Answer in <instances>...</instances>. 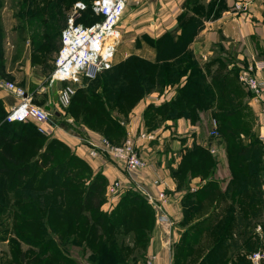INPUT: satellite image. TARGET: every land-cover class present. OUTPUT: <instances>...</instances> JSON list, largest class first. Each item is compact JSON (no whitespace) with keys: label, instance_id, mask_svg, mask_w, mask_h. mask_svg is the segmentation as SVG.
Masks as SVG:
<instances>
[{"label":"crops","instance_id":"0c3cea01","mask_svg":"<svg viewBox=\"0 0 264 264\" xmlns=\"http://www.w3.org/2000/svg\"><path fill=\"white\" fill-rule=\"evenodd\" d=\"M235 1L225 0V7L217 15L214 12L212 14L198 13L204 26L191 43V50L205 70L210 63V69H216L218 62L215 60L218 58H227L224 60L229 62V69L234 64L248 66L257 61L264 62V0H257L244 13L233 10ZM195 2L200 3L197 0H132L126 8L119 30L120 40L136 42V50H130L124 57L137 54L154 60L158 42L167 33H181L179 19L187 13L195 14L193 12L196 9ZM203 2L208 8L213 6L217 11L215 0H204ZM2 25L3 29L5 28L4 31L9 32L8 28L4 26L3 20ZM8 35L9 33L7 37ZM59 43L58 50L61 46V34ZM143 51L147 55H143ZM8 57L9 55L7 56L5 52V62ZM234 58H236L235 63ZM40 60L41 62L33 65L25 63L21 66L25 73L30 74L31 72V75H36L35 77L23 76L20 71L4 66L0 69V79L15 81L32 93L35 103L43 105L45 108L49 107L51 112H63L58 102V96L52 98L51 95L58 84L54 87L48 85L55 59L54 61L51 59ZM259 73L264 76V69H260ZM186 80L187 77L184 76L179 83L165 88L162 93L146 95L135 104L128 114V121L124 124L126 134L136 135L137 139L142 131L152 134L151 138L137 140L141 155L147 163V167L141 175L131 177L121 164L115 162L108 155L94 156L91 153L92 147L88 140L94 139L99 142L104 138L102 135L89 132L88 138L82 139L80 136L66 131L59 124L51 129L49 133L63 140L70 147L72 154L87 162L94 175L102 173L107 178V186L114 180L121 179L123 184L128 186L127 188L142 186L144 189L154 192L155 195L164 189L169 198L167 203H161V210H157L147 201L153 215L155 210L156 213L150 228L147 229L148 231L146 230L147 234L141 240L138 239L137 234L143 233V229L140 228L141 226L134 227L136 219L126 218L124 221H118L116 217H120L122 212L113 211V209L120 207L119 204L127 197L135 201L140 198L148 200L144 194L138 195L140 198L135 199L136 196L123 195L124 190H120L119 194L116 193L109 199L106 197V202L102 204L100 212L94 216L104 213L107 219L114 220L113 224L110 221H106V223L104 221L103 224L93 221L94 213L91 210L65 211L64 216L58 217L57 215L55 224L52 225L47 221L43 227V232L55 243L56 253L53 258H50L51 251L45 249L44 255L48 254L47 258L49 259L43 260L40 264H174L175 243L180 237V232L177 234L176 227L172 226L171 207L174 202L180 201L185 195L184 190L179 189V180L175 173L188 150L193 149L195 145L204 147L207 142L201 136L202 122L196 124L186 117H178L177 119H165L158 126L148 130L145 118L149 104L160 105L174 99ZM38 98H48V100L38 102ZM0 100L3 101L6 111L16 103V97L1 87ZM247 101L256 119V128L253 133L257 136L260 105L251 98H248ZM200 116L204 122L203 119L209 114L207 115V111H203ZM211 131L209 132L210 136ZM209 147L211 149L210 145ZM216 150L214 148L213 153L217 152ZM201 179V176H189L184 182V186L193 187ZM156 180H159L158 184H156ZM199 189L200 187H197V190ZM75 217H86L87 224L81 225L79 220L74 219ZM13 237L21 240L16 236ZM2 244V250L8 251L10 257V239ZM29 247V244L21 240V258L24 256L22 253ZM8 264H10L9 261ZM262 264H264V260Z\"/></svg>","mask_w":264,"mask_h":264},{"label":"rangeland","instance_id":"374dc122","mask_svg":"<svg viewBox=\"0 0 264 264\" xmlns=\"http://www.w3.org/2000/svg\"><path fill=\"white\" fill-rule=\"evenodd\" d=\"M77 1H83L87 5H92L96 0H0L2 5L0 8L1 18L4 26L9 30V32L6 30L4 31V39L0 43L1 47H3L2 50L5 51L9 57L6 62L5 59L1 62L0 69L5 66L6 68L20 71L23 76L35 77L36 75H31V72L30 74L25 73L21 66L25 63L30 65L39 63L41 62L40 59L46 61L51 59L54 61L60 45L59 40L61 31L66 24L67 16L71 11V7ZM197 1L200 2H195V8L198 13L212 14L214 12V14L217 15L220 14L225 7V0H215V5L218 7L217 11L214 10L213 6L208 8L207 5H205V2H203L204 0ZM41 5L45 10L48 9L47 16H39V14H37ZM83 18L84 19H81L80 22L84 24L90 23L95 19V17L89 15V13H84ZM8 33L9 35L7 37ZM130 50H136V42H127L123 39L120 40L113 65L108 71L101 74L96 79L79 78L74 82L75 93L77 94L74 96L72 105H69L63 112L57 113L58 117L55 118L54 116L55 122H57L60 127L68 132H72L76 136H80L82 139H87L89 132H95L107 138L114 144H120L124 141L127 136L124 124L128 121V112L130 110L129 105L133 102H129L125 106L114 109L113 103H110L109 107L106 100L100 97H103L104 95L101 88L103 82L109 79L115 67L125 59V54L130 52ZM142 53L143 55H147L144 51ZM235 61L236 58H234V63ZM240 67L241 66H237L236 64L230 66V69H233L236 73L237 81L239 80L238 74ZM240 86L244 92L242 96L243 103H246L247 106L245 109L242 108L239 111L235 119H241L243 114L249 109L248 112L253 120V133L256 128V119L253 112L250 110L247 101L248 98H250V94L244 89L241 83ZM61 88L62 85L58 84L57 87L53 89L54 91L51 93L52 98L56 95L58 96V92ZM156 90L157 91L152 93H160L159 90L161 91V88L157 87ZM98 98L99 101L97 100ZM47 100L48 98L37 99L38 102H44ZM206 111L209 116H206L203 119L205 121L203 122L201 120L202 116H200V119L195 123L200 124V122H202L201 136L207 142L203 148L209 151L211 160L207 159L202 167L196 170L202 179L196 185H193V187L187 185L184 186V177L183 175L180 176L181 179L178 183L180 182L181 185H179V189L184 190L185 195L180 201L174 202V205L171 207L173 213V216H171V221L173 222L172 226L176 227L177 234L180 232V237L176 241L177 243H175V248L177 245L181 247L183 243H189L188 236L191 235L192 237L193 233L190 232L189 235H187V231L190 230L194 224H197L198 220L204 218L215 210L214 206L216 205V210L220 213V216L217 218V221L220 223L219 225H216V227H218L217 229L221 233L224 229L223 233L226 232V234H223L222 239H225L229 245H227L226 248L225 246L218 247V249L214 250L213 256L215 257L216 253H225V257L227 258L226 262L224 261L225 264H250L252 263L250 255L264 246V194L258 196L256 192L258 197L257 203L251 208V213L249 214L248 212L246 215H243L240 208L242 203H235V199L239 195L238 192L232 191L229 198H220L224 193L228 192L230 182L233 178L230 165L233 161V152L231 153V156L227 153L225 141L220 131H218L217 136H210L209 132L213 127L212 119H217L210 115V110H205V112ZM53 113L54 112H52V114ZM259 120L260 119H258L257 122H259ZM161 122H163V120L158 123L161 124ZM158 123L157 121L155 123L153 121L151 126ZM19 124L20 123L14 125ZM14 125H10V128H8L11 133L21 132V129L19 127H14ZM217 125V129H219L218 120ZM151 129L153 128L151 127ZM148 130L150 129L148 128ZM51 141L53 142L51 143ZM55 145H59L60 149H54ZM209 145L211 146V149H217V152L213 153V149L211 150ZM262 145L264 146L263 142ZM5 147L6 148L0 144V264H8V261L10 264H40L43 260L49 259L47 258L48 254L44 255V250L47 247L50 248L51 251L50 258L54 257L56 253V247L54 246L55 243H53L43 231L39 232V230L36 228L33 229V227L30 226H26L30 229H25L24 224L17 223L18 220L22 219L21 215L23 210L17 207L19 202L15 200L17 198L16 191H19L22 185L27 181L31 180L33 183L35 180L37 183L39 179H44V183L47 185L54 184L53 189L49 190V188H47L45 191H42L45 193H52V195H49L50 198H53L57 193L65 194L64 197H67L68 199L83 195L81 190L73 189V191H70V188H65V186L62 187L61 182L66 179V176L64 175V171L60 169L61 166H59V163L61 158L65 159L72 156L71 149L63 140L52 136L50 133L46 134L44 138L30 139L24 145L18 144L12 147L5 145ZM262 150V156L264 157V149ZM47 153H54L56 159L51 161L49 156H47ZM13 156L21 158L22 163L19 164L18 162H15L12 158ZM263 160L264 158H262V162ZM43 165L45 166L43 167ZM79 166L82 167L81 165ZM259 168V185H263L264 165H261ZM81 169L83 171V177L88 178L90 176L91 179L93 178V173L91 174L84 167ZM211 181H216L217 184L209 195L201 201H198L199 194L197 192V187H200L201 189L203 185ZM70 186L72 185L70 184ZM127 190L129 192H134L136 195H138L137 193L145 195L146 191L142 186H131L130 188L124 189L123 195H128ZM255 191H258L257 188H255ZM190 193H193L194 196H187ZM129 199V202H121L119 204L121 205L119 209L126 210L128 213H125V215L129 216V218L133 220H135L134 217L137 218L134 227L141 226L140 228L143 229V233L137 234L138 239L141 240L143 236L147 234V229L150 228L151 223L154 221L156 210L154 211L153 217L152 209L147 205H144L143 208H141L142 200L133 202L131 201V198ZM251 199H253V196L244 195L241 202L246 203ZM149 203L153 205V207L156 205L151 202ZM49 204L50 203H48V205ZM70 204L71 203L62 202V207L68 209ZM53 205L59 204L53 203ZM81 205L82 202L79 201L73 205L75 206L73 209H80ZM188 211L189 213L186 215ZM232 215H234L233 218ZM259 226H263L260 231L258 230ZM22 229H24V231H22ZM16 233L19 235L27 233L28 235L39 239L34 243L24 241L26 244H29L30 247L24 252L22 258L20 257L22 251L20 248L21 240H16V243L12 242L10 244V257L8 251L4 249V251L2 250V243L13 238V236L17 235ZM249 237H252V242H250V245L247 247L245 241L246 239H249ZM217 240L218 237L205 234L204 237L197 242V251H195L191 257L188 256L185 258V263L199 264L201 259L210 252L211 247L215 245ZM224 245H226V243H224ZM176 259L175 261H177ZM209 262L210 261H208V263Z\"/></svg>","mask_w":264,"mask_h":264},{"label":"trees","instance_id":"16d2710c","mask_svg":"<svg viewBox=\"0 0 264 264\" xmlns=\"http://www.w3.org/2000/svg\"><path fill=\"white\" fill-rule=\"evenodd\" d=\"M1 7L2 5L0 3V8ZM193 12L195 13L194 15L187 13L182 15L179 19L180 34L175 32L167 33L158 42V46H156V57L154 60L137 54H132L119 63L111 73L109 79L103 82L101 88L104 95L100 98H104L109 107L110 103H113L114 109H118L127 105L129 102H133L129 105L130 112L138 101L146 95L157 91V87H160L161 91H164L165 88L179 83L181 79L186 76L187 80L185 84L179 88L178 94L174 99L163 102L160 105H148L147 117L145 118L146 126L151 129V127L154 128L158 126L161 120L177 119L178 117H186L192 123H195L200 119L201 112L210 110L211 115L219 122L218 131H220L223 136L227 153L231 156V153L233 152V161L230 163L233 178L230 182L228 192L224 193L220 198H229L232 191L238 192L239 195L236 197L235 203H242L239 205L243 215H246L248 212L250 214L251 208L257 203V195L260 196L261 194H264L263 185H259L258 180L260 179L259 167L263 165L262 149H264V146L258 135L256 136L252 133L253 120L248 112L249 109L243 114V116L241 115V119H235L239 111L242 108L245 109L247 104L243 103L242 96L244 92L237 81L236 73L233 69H229V62L218 58L215 60L218 62L216 69H210V63L205 70L200 65V61L194 56L193 51L191 50V43L203 28L204 22L202 18L198 16V11L196 9H194ZM47 13L48 9L45 10L42 5L39 12H37L39 16H44ZM85 13L94 16L95 19L93 21L99 18L96 15H92L91 10H88ZM3 39L4 29L0 14V43ZM2 48L3 47L0 45V64L4 60L5 54V51H3ZM108 70L109 69L103 71L96 78ZM161 91L159 90L160 93H162ZM76 94L77 93L73 95L70 105H72ZM97 100L99 101V98ZM57 113V111L53 113V119L54 116L55 118L58 117ZM6 114L7 111L4 103L0 100V144L1 146H4V148H6L5 145H9V147L18 144L24 145L30 139L45 137L46 134L38 131L33 123H7L5 121ZM153 121L154 123L156 121L159 123L151 126ZM17 123L20 124L14 125ZM10 125L19 127L21 132L11 133L8 129L10 128ZM52 142L53 141H51V143ZM54 149H60V146L55 145ZM7 154L10 155L9 153ZM47 156H49L51 161L56 159L54 153H47ZM12 158L15 162H18L19 164L22 163L21 158L14 156ZM207 159L211 160L209 151L202 146L195 145L193 149L187 151V154L183 158V162L175 173L176 178L180 180V176L183 175V181L185 182L189 176H199V173L196 170L201 168ZM79 165L84 167L91 174L93 173L87 162L79 158L77 155L72 154L70 158H61L59 166H61L60 169L64 171V175L66 176V179L61 183L62 187L65 186V188H70V191H73V189L81 190L83 195L68 199L67 197H64L65 194L57 193L53 198H50L49 195H52V193H45L42 191H45L47 188H49V190L53 189V183L47 185L44 183V179H39L37 183L35 180L33 183L31 180L27 181L20 188V192L16 191L17 198L15 200L19 202L17 207L23 210L21 215L22 219L18 220L17 223L24 224L25 229H30L26 227L30 226L33 227V229L36 228L39 232H42L47 221L52 225L55 224L57 215L58 217H61L65 215V211L81 210L93 211L94 214L92 220L95 222L98 221L100 224H103L104 221L105 223L106 221H110V223H112L114 220L112 218L107 219L104 213L99 214V216H94L96 213L100 212L101 206L105 202L107 178L102 173H97L96 175L93 174L92 179L90 176L88 178L83 177L82 167ZM44 166L45 165H43V167ZM70 184L72 186H70ZM216 184V181H211L203 185L202 188L197 191L200 199L197 200L201 201L209 195ZM179 185H181L180 182ZM255 188H257L258 191H255ZM127 193V196H136L135 199L140 198L138 196L140 195L139 193H137L138 195L129 191ZM244 195H251L253 196V199L243 203L241 202V199ZM187 196L193 197L194 194L190 193ZM129 198L130 197H127L123 202H129ZM139 200H142L141 208H143L144 205L150 207L147 200L143 198H140ZM79 201L82 202L80 209L74 210L73 208H75V206L73 205ZM131 201L135 202V200L132 199ZM62 202L71 204L68 209H65L62 207ZM48 203L50 204L48 205ZM53 203H58L59 205H53ZM214 208L215 210L204 218L198 220L197 224H194L190 230L187 231V235H189L190 232L193 233L192 237L191 235L188 236L189 243H183L181 247H179V245L176 246L175 259L177 255V261H175L174 264H186L185 258L188 256L191 257L192 254L197 251V242L199 239H202L205 234L218 237V240L215 245L211 247L210 252L201 259L199 264H225L227 259L225 253H216V256H213L214 250L218 249V247L225 246L226 248V246L229 245L225 239H222L223 234H226V232L223 233L224 229L221 233L218 231V227H216V225H219L220 223L217 221L220 213L216 210V205ZM113 211L122 212V215L120 216L121 218L119 216L116 217L118 221H124L126 218L129 219V217L125 215L126 210H121L118 207L113 209ZM233 217L234 215H232V218ZM134 218L137 220L136 217ZM74 219L79 220L81 225H86L88 221L86 217H75ZM22 231H24V229H22ZM15 236L19 239L22 238L23 241L28 243H34L39 240L27 233H23L22 235L17 234ZM16 240L18 239L14 237L10 238L11 243H16ZM250 242H252V237L246 239L245 245L248 247ZM224 243H226V245H224ZM46 249L50 250L48 247ZM22 255H24V253H22ZM208 261L210 262L208 263Z\"/></svg>","mask_w":264,"mask_h":264},{"label":"built area","instance_id":"2783aa9c","mask_svg":"<svg viewBox=\"0 0 264 264\" xmlns=\"http://www.w3.org/2000/svg\"><path fill=\"white\" fill-rule=\"evenodd\" d=\"M132 0H96L92 5L77 1L67 16L66 24L61 32V46L54 61V69L48 79V85L54 87L62 83L58 92V102L61 111L66 109L75 94L74 82L79 79H95L103 71L113 65L117 47L120 41L119 26L125 15L126 8ZM257 0H236L233 4L235 12H246ZM92 11V15L99 18L92 23L80 22L83 14ZM264 69V62L257 61L251 65H241L238 78L250 98L260 105L258 119V137L264 143V76L259 73ZM0 87L16 97L6 114L7 123H33L41 133H49L57 126L51 111L34 101L32 93L13 80H1ZM217 120H213L212 136L218 135ZM152 134L142 131L139 138H151ZM136 135L127 134L124 141L114 144L107 138L96 142L89 139L91 153L94 156L108 155L115 162L121 164L134 177L141 175L147 163L141 155ZM156 184L159 180L155 181ZM127 188L121 179L114 180L106 188V197L119 194ZM146 198L157 210H161L162 202H168L166 190H160L156 195L151 190L145 191ZM259 226L258 230H262ZM253 264H262L264 260V246L250 255Z\"/></svg>","mask_w":264,"mask_h":264},{"label":"water","instance_id":"95a60500","mask_svg":"<svg viewBox=\"0 0 264 264\" xmlns=\"http://www.w3.org/2000/svg\"><path fill=\"white\" fill-rule=\"evenodd\" d=\"M46 109L50 111V108L49 107H46Z\"/></svg>","mask_w":264,"mask_h":264}]
</instances>
